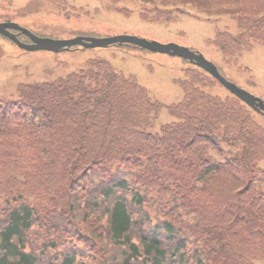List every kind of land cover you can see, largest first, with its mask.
<instances>
[{
	"label": "trees",
	"instance_id": "1",
	"mask_svg": "<svg viewBox=\"0 0 264 264\" xmlns=\"http://www.w3.org/2000/svg\"><path fill=\"white\" fill-rule=\"evenodd\" d=\"M107 1L149 22L233 15L239 33L207 40L232 66L264 45V0ZM175 82L164 104L96 58L0 98V264L264 263V125L194 64Z\"/></svg>",
	"mask_w": 264,
	"mask_h": 264
},
{
	"label": "rangeland",
	"instance_id": "2",
	"mask_svg": "<svg viewBox=\"0 0 264 264\" xmlns=\"http://www.w3.org/2000/svg\"><path fill=\"white\" fill-rule=\"evenodd\" d=\"M66 1L76 9L71 8L73 13L69 16L56 0H0V23H17L40 37L53 39L129 35L189 47L217 64L231 81L264 100V45L256 44L232 66L225 62L221 51L207 43V39L215 37L218 28L240 32L233 15L208 17L188 8L189 13L180 14L176 21L160 23L141 19L138 3L127 2L125 6L133 13L125 16L109 7L107 0ZM22 38L26 40L27 36ZM96 58L107 59L125 74H134L151 98L164 104L178 103L183 99V90L175 79L184 77V70L192 66L177 56L117 44L62 52L27 51L0 34V98L16 99L18 86L65 76L84 68L88 60ZM209 91L222 97L230 94L220 84ZM256 118L264 125L263 114L257 113ZM173 120L164 109L158 121L167 123Z\"/></svg>",
	"mask_w": 264,
	"mask_h": 264
},
{
	"label": "water",
	"instance_id": "3",
	"mask_svg": "<svg viewBox=\"0 0 264 264\" xmlns=\"http://www.w3.org/2000/svg\"><path fill=\"white\" fill-rule=\"evenodd\" d=\"M12 30H17L27 35L31 38L32 43H23L18 38V34H15L14 32H12ZM0 34L9 37L11 40L15 41L21 48L28 51L49 50L53 52H61L64 50H69L73 46L77 45L83 46L84 48H95L107 47L114 43H133L153 52L165 53L172 56L182 57L184 59L190 60L192 63H195L199 67L211 73L221 82V84H223L228 90H230V92H232L237 97L241 98L253 109L264 114V101L261 98L251 94L250 92L238 86L236 83L224 77L219 72L218 67L212 61L208 60L203 54L174 43L163 44L157 41H151L144 38L129 35L115 36L109 38H92L79 36L76 38L65 40L43 38L35 35L27 28H24L19 24L15 23H0Z\"/></svg>",
	"mask_w": 264,
	"mask_h": 264
}]
</instances>
